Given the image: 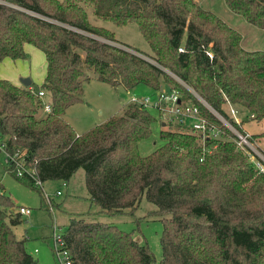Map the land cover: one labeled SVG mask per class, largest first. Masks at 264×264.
I'll return each instance as SVG.
<instances>
[{"label":"trees","instance_id":"obj_1","mask_svg":"<svg viewBox=\"0 0 264 264\" xmlns=\"http://www.w3.org/2000/svg\"><path fill=\"white\" fill-rule=\"evenodd\" d=\"M224 1L264 28V0ZM87 4L116 24L136 22L153 60L108 42H116L114 33L89 20ZM242 39L198 0H0V62L26 58V44L41 49L47 63L41 88L51 102V111L42 115L43 99L35 91L0 78V137L7 151H18L36 167L43 182H68L84 168L89 198L101 211H133L144 196L154 203L152 213L163 221L162 264H264V172L197 96L240 131H246L245 122L264 119V50L247 49ZM92 79L127 90L145 84L157 93L167 85L221 133L203 137L159 111L164 142L143 155L139 142L151 135L155 118L152 104L132 100L121 113L78 133L66 111L83 101L84 85ZM230 104L247 110L239 122ZM6 169L38 186L14 166ZM21 220L0 183V264H38L26 238L13 229ZM63 235L73 264L155 260L147 244L116 224L72 216Z\"/></svg>","mask_w":264,"mask_h":264},{"label":"rangeland","instance_id":"obj_2","mask_svg":"<svg viewBox=\"0 0 264 264\" xmlns=\"http://www.w3.org/2000/svg\"><path fill=\"white\" fill-rule=\"evenodd\" d=\"M198 2L204 8L214 11L230 25L237 28L243 35L242 44L245 48L264 50V28L251 23L242 15L232 11L224 0H198ZM86 9L89 20L93 24L102 26L114 33L116 42L109 40L110 43L138 53L137 49L142 56L151 61L153 60L150 57L153 54L151 47L136 22L119 25L95 15L91 4H87ZM26 46L29 47L32 53L35 52L33 58L28 50H26L28 53L26 58L12 59L6 57L9 60H5V58L0 62V76L2 78L11 76V73H9L11 69L7 66V63L17 65L20 70L22 67H27L32 86L35 89H40L46 75L45 53L32 44H26ZM168 72L174 76V73ZM118 87L113 88V85L107 82L94 79L86 82L83 102L72 105L66 111L69 121L72 120L75 125L70 122L73 126H76L74 128L80 131L83 128L81 125L85 117H92L94 120L101 118L106 121L110 116L121 113L120 107L124 99L127 100L128 93L134 95L137 99H142L148 95L153 101L157 98V92L145 84H140L130 89L129 92L126 88L125 90L123 87ZM165 87L166 90H170L167 85ZM188 88L191 87L188 86ZM97 95L100 97H94ZM47 100L48 97L45 96L44 102ZM119 101L120 103H118ZM90 102L95 109L91 112L92 115L87 111L91 107ZM98 103L102 105L97 106ZM236 108L241 111H239L241 114L239 113L238 117L247 114V110L240 107ZM149 109L155 120L151 124V135L139 142V149L143 155L152 153L164 142L161 138V129L165 125H162L159 110L152 105L149 106ZM45 113L46 111L43 108L41 114L45 115ZM245 127L249 131L259 134L264 131V120H250L245 122ZM262 138L264 139V137ZM7 165V153L1 148L0 183L3 185L5 193L12 197L16 210L20 206L30 208L29 213L21 214V222L13 226V229L18 238H26V248L38 259V264H63L54 252L53 227L56 225L59 231H65L72 216H84L89 220H101L118 225L121 229L131 232L133 237L140 243L147 244L150 247L155 257L152 264H162L161 235L163 221L161 215L152 213L156 209V205L149 202L145 196L133 211L125 210L121 213L110 214L101 211L98 205L91 202L85 185L84 168L76 171L68 181L67 186L63 184L64 181L62 180L50 179L43 182L42 189L40 186L33 188L21 182L6 169ZM57 190H61L62 193L57 194ZM45 193L52 199V206H49Z\"/></svg>","mask_w":264,"mask_h":264},{"label":"built area","instance_id":"obj_3","mask_svg":"<svg viewBox=\"0 0 264 264\" xmlns=\"http://www.w3.org/2000/svg\"><path fill=\"white\" fill-rule=\"evenodd\" d=\"M99 39H102L98 37ZM105 40V39H103ZM110 42L109 40H107ZM182 49V48H180ZM211 56V53L208 52ZM32 91H35L38 97L43 99V108L46 112L51 111V102L45 101L44 98L47 95L46 91L42 88L35 89L31 84L28 85ZM192 92L193 89L190 88ZM197 94L196 92H194ZM197 96L209 107L235 134V142L241 150L246 152L252 162L255 164L259 172H264V149L258 144V141L252 137V134L248 131H240L236 126H234L230 121H228L224 116L212 108L205 100H203L198 94ZM132 101H138L144 103L145 105L152 104L156 107L163 118L175 121L179 124L187 125L191 129H195L201 133L203 137L214 136L218 137L221 133L220 129L208 121V119L201 114L200 109L197 105L192 103H184L180 98V94L176 90L168 91L165 88H162L157 93V98L153 101L150 96H146L142 99H137L133 97ZM230 112L235 117L236 121H240L239 110L230 104ZM253 116V115H252ZM3 148L7 153V163L14 166L17 170L18 175L20 176H29L33 178L38 186L43 189V181L37 176V169L34 165L28 166L25 162V158L19 155L18 151L9 152L6 150L5 142L0 137V149ZM64 185H68L67 181L63 182ZM61 190H57V194H61ZM48 200L49 206L53 204L52 199L45 193ZM18 211L21 214H27L30 212V208L26 206H20ZM53 246L54 252L63 264H73L72 259L69 253V250L66 247L65 238L63 231H59L57 226L53 227Z\"/></svg>","mask_w":264,"mask_h":264},{"label":"crops","instance_id":"obj_4","mask_svg":"<svg viewBox=\"0 0 264 264\" xmlns=\"http://www.w3.org/2000/svg\"><path fill=\"white\" fill-rule=\"evenodd\" d=\"M30 45V44H29ZM25 48H26V50H28L30 53H31V56H32V58H33V53L35 54V52H31V50L29 49V47H27L26 45H25ZM5 60H9V58H6ZM46 61V60H45ZM5 62H8V61H5ZM47 64V63H46ZM45 64V65H46ZM7 66L8 67H10V69H11V72H9V73H11V76H6L5 78H7V79H10L12 82H14L15 84H17V85H23V83H22V81H21V79L22 78H24V77H29V75H28V71H29V69L26 67H22L21 68V70H20V68L17 66V65H14V64H9V63H7ZM45 70H46V68H45ZM3 76H5V75H3ZM0 78H2V76H0ZM30 78V77H29ZM94 80H97V79H94ZM103 82V81H102ZM106 83V82H105ZM31 85H32V82H31ZM118 86H120V87H123L124 89H125V87L124 86H122V85H118ZM118 86H116V88H119ZM115 86H113V88H114ZM138 88V87H137ZM126 90V89H125ZM128 92H129V90H128ZM157 94V93H156ZM47 97H48V100L47 101H50L49 100V96L48 95H46ZM148 96H150V95H148ZM94 97H100L99 95H97V96H94ZM133 97H135L134 95H131L130 93H128V98H127V100L126 99H124V101L122 102V105H121V110H122V108L124 107V105L125 104H127V103H129L132 99H133ZM83 102V101H82ZM78 103H81V102H78ZM118 103H120V101L118 102ZM76 104V103H75ZM74 105V104H73ZM90 105H91V107H89V109L87 110L89 113H91L92 111H93V109H94V105L90 102ZM97 106H99V105H102V104H100V103H98V104H96ZM70 107H72V105L70 106ZM69 107V108H70ZM69 108H68V110H69ZM240 108H242V107H240ZM229 109H230V106H229ZM243 109V108H242ZM67 110V111H68ZM95 110V109H94ZM240 111V110H239ZM241 112V111H240ZM239 112V113H240ZM241 114V113H240ZM91 115H92V113H91ZM245 116V114H242L241 115V117H240V120L243 118ZM66 118L68 119V117H67V114H66ZM101 119V118H100ZM100 119H96V120H94V118H84L83 119V124L81 125V127H83L82 129H80V131L79 130H77V132L78 133H82V131H86V130H88V129H90V128H92L94 125H97V124H99V123H101L102 121H104V120H100ZM69 120V119H68ZM264 120V119H263ZM262 120V121H263ZM71 122H72V120H70ZM73 123V122H72ZM74 124V123H73ZM75 125V124H74ZM74 127H76V126H74ZM243 128L246 130V131H248V132H250L251 134H256V133H253V132H251V131H249L246 127H245V123L243 124ZM82 130V131H81ZM264 132V131H263ZM257 141H258V144L264 149V139L261 137V138H257L256 139ZM263 141V142H262Z\"/></svg>","mask_w":264,"mask_h":264},{"label":"water","instance_id":"obj_5","mask_svg":"<svg viewBox=\"0 0 264 264\" xmlns=\"http://www.w3.org/2000/svg\"><path fill=\"white\" fill-rule=\"evenodd\" d=\"M23 85L28 86L31 84L32 80L29 77H24L21 79ZM163 125H165V122H163Z\"/></svg>","mask_w":264,"mask_h":264}]
</instances>
